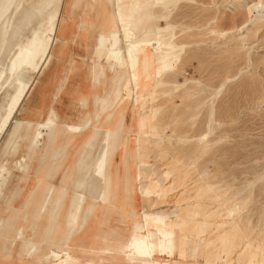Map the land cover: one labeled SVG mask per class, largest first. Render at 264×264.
<instances>
[{"label":"rangeland","instance_id":"rangeland-1","mask_svg":"<svg viewBox=\"0 0 264 264\" xmlns=\"http://www.w3.org/2000/svg\"><path fill=\"white\" fill-rule=\"evenodd\" d=\"M11 1L13 15L0 16V72L40 20L49 42L19 84L0 90V264H35L51 250L73 264H145L119 250L135 234L149 242L163 232L171 245L157 264H264V0H99L103 11L87 0ZM135 1L149 14L134 40L172 44L177 60L158 74L160 51L145 47L136 81L110 71L103 52L123 50L117 14ZM49 118L54 129L28 148ZM83 121L87 136L66 132ZM81 177L107 186L108 201L85 192L72 223ZM49 188L64 190L53 229Z\"/></svg>","mask_w":264,"mask_h":264},{"label":"bare ground","instance_id":"bare-ground-1","mask_svg":"<svg viewBox=\"0 0 264 264\" xmlns=\"http://www.w3.org/2000/svg\"><path fill=\"white\" fill-rule=\"evenodd\" d=\"M0 1H1V3H3V2L5 3V5L2 8H0V16H1V14L2 15H5L6 16V19H7L11 14L13 15V13H14V11L11 14L9 13L10 6L12 4L11 3L12 1L11 0H0ZM157 1L160 2V0H157ZM87 3H88V5H90V7H92V9H94V7H97V8H99V9H101L103 11L104 6L101 4V2H99V0H87ZM168 3H170V2L168 1ZM155 4H164V2L155 3ZM259 4H260V2H257L255 4L253 3L249 7L248 14L253 13L254 10H256L258 8V5ZM143 9H144V7L138 1H135V5L132 4V7L130 9H127L126 7H121L119 9V11H118L117 19L120 20V22H122L121 25H120L121 32H124V33L126 32L127 33V34L125 33V35L123 37V42H125L126 45L124 46V48H122L123 49L122 51L119 50V49H103V52L105 53L104 54V59L109 62V69H110V71H114V72L117 71V73H122L124 75L130 74L131 75V78L134 81H136L135 80L136 79L135 70L138 69V64L140 63L139 60H137L136 58L138 57L139 54H144V51H145V49L148 46H152V48H153V45L155 44V43L154 44H150L151 43L150 40L149 41H146V40L135 41L134 40V37L136 36V34H139L142 31H144L145 30V27L147 25V18H148V14L149 13L146 10H143ZM57 10H58V8L55 9V11L52 14H50V16H55L56 17ZM47 24H48V21L47 20H40L35 25H33L32 31L30 30L31 31V34H29L27 36V38L29 40V43L27 44V46L25 45L26 46L25 48L19 47L18 48L17 55H14V56L9 57V61L7 62V64H5L4 70H2L0 72V90L3 89V88H10V87H13L16 84H19V79L24 75V73H26V71L28 70V67L30 66V64L36 58H38L39 55H44L45 54V52L43 50V45L44 44H48V42H49V39H45L44 38V35H45L44 28H45V26ZM5 25L6 24H4V25H2L0 27V34L2 33V29H5V27H4ZM52 26H53V24H52ZM146 32H148V31H146ZM139 36H141V35H139ZM158 39H157V41H158ZM0 41H1L0 43L2 45V43L4 41V38L1 37V40ZM104 41H105V39L103 37H100L99 38V40H98L99 48H100V46L103 45ZM153 41H155V40H153ZM51 42L53 43V39L51 40ZM156 44H158L159 46L156 49L153 48V50H155L157 52L160 51L159 52V55H160V58H159L160 68L158 69V72H157L158 74H160V73H162V72L167 71L168 69H170L172 67V65H173V62H175V60H176L175 59L176 58V55L174 53L175 46L172 45V44H165L161 48L162 44H160L159 42H156ZM115 45H116V42L114 41L112 46H115ZM1 47H0V49H1ZM116 47H118V46H116ZM93 56H94V54H93ZM133 58H135V59H133ZM148 62H149V59L148 58H146V57H143L142 58L141 65L143 66V68H146L148 66ZM88 71H89V69H88ZM107 78H108V75H107ZM119 81H120V79H119ZM63 82H64V80L59 85L58 90L63 86ZM112 87H113V85H112ZM14 90H15L14 94L9 97V104H11L12 106H15L16 103H17V101H18L16 94L19 93V91H18V89H14ZM108 97L110 99L111 96H108ZM10 114H11V112H9V115ZM10 118H12V116ZM7 119H4L3 122H5ZM89 120L90 119H88V121ZM55 123L56 122L54 120H51L49 118L43 124L37 125V128L35 129V132H34L32 138L29 140V146H28V148L29 147L40 146V143L42 142V135H43V133H45L46 131H49V130H53L54 127H55ZM21 125H22V123L21 122H18L17 124H15L14 128L12 127L13 130L11 132V135H10L9 139H7L8 141H7L6 145H5V149H4L3 155H5L8 151H10L9 150L10 147H12L13 144L15 143V140L17 138V135H18V132H19V130L21 128ZM88 125H89L88 123H85L83 121L82 123L66 124L64 127H65L66 132L69 135L74 136V137H77V138H83V137H85V136L88 135V130H90V128H89ZM78 154H77V156H78ZM80 158L81 157H79V159ZM22 167H25V165H22ZM86 174H87V172H86ZM70 175H71V173H70ZM88 182L85 181L81 177L73 185V189H72L73 190V195H72V198H71V200L69 202V211H70V214L68 216L69 221H71L72 223H74L76 221V219H77V216L76 215H77V213H78V211H79V209H80V207H81V205L83 203V200H84V196L82 194H84L85 192L88 193V195L92 198V200H93L94 203H96V200H98L99 198H101V200L103 202L108 201V195L107 194H108L109 190H108L107 186H103V187L100 188L99 186H93L92 183L89 184ZM95 184H96V182H95ZM143 192L146 194V191H143ZM63 198H64V190L61 191V192H57L55 194L53 192V190L51 188H49L47 190V192H46V199H45L46 201H45V204L47 206H50V208H51L48 211V216L50 218V229H53V227H54L53 226V219L56 216L58 209L61 207ZM84 214H86V213H84ZM6 218H7V216H6ZM81 218L83 219V217H81ZM39 224H40V221H39ZM81 224H83V223H81ZM77 230H78V228H77ZM34 232H35V230H34ZM20 234H21V239H22L23 233L20 232ZM34 234H36V232ZM169 239H170V234L165 233V232L158 233V234L157 233H152L151 234V240L149 242L147 241L148 239L145 240L144 238H142V237H140V236H138V235L135 234L131 238L130 245L128 247H122L119 250V255L126 254L129 251L133 258H135L137 260H140L141 262H143L145 264H157L156 262H154L155 257H161V256L164 255V253L168 249V246L171 245L170 242H169ZM34 242H35V240H34ZM8 244L10 245V243H8ZM103 255H106V254H103ZM34 263L35 264H73L71 262V257H70V253L69 252H64L62 254L61 252H57L55 250H51L48 255H45L42 258H38L37 257L36 260L34 261Z\"/></svg>","mask_w":264,"mask_h":264}]
</instances>
